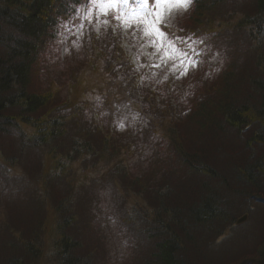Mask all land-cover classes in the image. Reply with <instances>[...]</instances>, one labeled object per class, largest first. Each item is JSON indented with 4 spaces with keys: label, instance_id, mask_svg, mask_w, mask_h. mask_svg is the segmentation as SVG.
<instances>
[{
    "label": "trees",
    "instance_id": "trees-1",
    "mask_svg": "<svg viewBox=\"0 0 264 264\" xmlns=\"http://www.w3.org/2000/svg\"><path fill=\"white\" fill-rule=\"evenodd\" d=\"M56 1L0 0V197L4 210L15 214L0 264H113L106 262L105 242L103 247L88 242L89 251L79 252L80 243L72 238L78 216L84 235L94 225L86 213L92 205L82 203L80 210L74 202L95 183L74 180L80 186L75 189L74 170L76 163L89 167L99 151L98 163L109 160V151L131 147L142 148L144 160L132 154L135 160L124 161L117 179L111 174L104 183L111 184L112 194L121 186L143 200L142 208L128 212L125 227L145 248L138 261L122 258L118 264H264V0H193L184 21L162 27L184 51L200 56L206 47L211 58L201 71L205 77L189 82L194 97L187 119L171 122L189 124L180 134L160 120L165 110L147 96L148 90L157 99L159 88L148 89L135 76L129 81L127 70L152 65L145 52L135 60L133 36L103 41L115 46L112 58L98 47L96 55L102 56L101 64L107 62L104 69H110L113 84L104 80L89 92L99 94L95 101L79 100L77 83L83 94L88 92L80 75L70 78L65 97L58 90L62 84L32 90L42 37L50 28L51 42L63 41V31L77 22L84 6L83 0H67L65 10L54 16ZM129 3L132 8L133 0ZM40 20L44 29L35 34L33 22ZM86 57L83 67L91 71L93 60ZM87 100L97 106L86 110ZM117 106L124 107L118 116L128 108L139 116L127 144L118 125L101 118ZM96 133L110 145L98 147ZM214 136L218 143L213 145ZM87 179L85 173L82 181ZM245 213L249 223L236 227ZM124 229L112 237L122 239L127 255L134 244Z\"/></svg>",
    "mask_w": 264,
    "mask_h": 264
},
{
    "label": "rangeland",
    "instance_id": "rangeland-1",
    "mask_svg": "<svg viewBox=\"0 0 264 264\" xmlns=\"http://www.w3.org/2000/svg\"><path fill=\"white\" fill-rule=\"evenodd\" d=\"M65 1L67 0L56 1L57 5L53 13L54 16L61 14L65 10ZM142 5L137 10L130 11L127 8V4L123 3H119L117 8L107 10L102 9L97 4L92 3L90 8L91 14L88 15V25L84 26L79 24L81 26L78 32L79 38L75 34V25L72 22H68L71 25V28H65L63 31V41L58 39L59 41L57 40L56 42H51L49 37V28L47 30L46 36H41L42 41L40 43V48H38L35 52L36 55L38 53L36 57L37 61L35 60L33 63L34 65L37 63L36 70H34V67L31 66V70H34L30 78L32 80L30 86L32 90L39 93L46 90V87L49 90L50 87L53 88L54 86H61L62 84L63 86H61L58 90H60L61 97H65V95L69 93L67 88L71 82L70 78L73 76L78 77L80 75L79 78H82L83 80L85 78V80H87V82L81 86L86 85L85 87H87L88 90L87 93L83 94V90H85L84 87L80 90L77 83L76 88L79 91L77 94L79 100L81 101L82 99L86 100V98L89 97V92H95L96 89H98L97 87H99L104 80H106L104 83L110 81L113 84L110 75L107 74L110 69H104L107 65V62L101 64L99 57L102 56L99 54L96 55V52L100 53L99 48L102 50L106 49V56L112 58V50L115 48V46H108V43L112 42V35L107 34L108 25L112 23L121 29V33L130 31L133 35L132 43L136 44L139 49H142L143 52L148 51L149 55L147 54V59L152 65H146L147 69L151 71L145 80L146 87L149 89L150 84L154 85L156 89L159 88V95L156 97L157 99H154L155 96L152 98L150 91L147 90L146 93L151 100H155L156 103L158 102V107H161L165 110V114L160 115V120L164 121L165 124L170 122L169 129H174V132L176 130L177 134H180V131H186V126H189L187 122L183 121L182 124L176 126L175 123L171 122H178L179 120L177 118L180 119V117L184 120L187 119V113H189L191 110L190 103L192 97H194L193 93L191 92L192 88L194 89V85L189 84V82L198 79L199 76L205 77L203 74H201V71L202 68L208 66L209 59L211 58L207 60L205 56L207 51L206 47H204L203 51L205 57L201 55V59L198 61H195V59L193 60L195 54L194 56L192 55L191 57H188L189 52H184L183 49L177 45L175 40L170 39L169 36L166 35L162 30V27L174 25L175 22L178 21L177 19L184 21L183 19H185L187 15H190L191 5L188 7L180 6L171 9H164L162 12H154L153 5ZM101 14L103 15L102 17ZM155 15H160L161 19L153 23V18ZM117 16L120 17L119 20L116 19ZM43 21L40 20L33 22L34 30L37 29L35 34L38 33V30H40L39 33L43 31L45 24ZM94 33H98L100 36L95 38ZM38 34L36 35V38H38ZM47 39H50V46H46ZM103 41L110 42H108L106 44L107 46H105ZM61 43L65 46L63 50L59 47ZM61 52L64 56L61 55ZM182 53H187V56H182ZM86 56H89V59L92 58L93 60L89 64L91 71L87 70V66L86 68L83 67L84 60L87 58ZM95 66L98 68L97 70ZM93 67L95 70H93ZM203 79L204 78H200L198 83ZM223 83L224 82L221 81V83L216 84V89ZM213 99H216V97ZM93 105L97 106L96 104ZM152 106L157 107L156 104H153ZM85 107L86 110L92 109V106L88 100L86 101ZM123 109L124 107L117 106L115 111L106 110L105 116L101 114V118L102 120H108L105 123L106 125L110 124L109 121H113L115 124H117V129L120 132H123V136H125V139L122 141L126 143L129 139L127 134L129 133V135H131V130H135L136 121L139 116L137 114L132 116V113L135 111V109L132 108H130L132 112L128 108L118 116L117 114H119ZM98 110L103 112L105 109H102L101 106H99ZM113 119H115V121ZM189 123L193 124L194 121L191 120ZM106 127L107 126H102L103 131H105ZM169 129H166L167 134V130ZM159 130L160 129L158 128L157 132H159ZM95 136L97 137L96 140L98 139V147L103 148V146L108 144V142H105L104 140L106 136L102 135L101 133L100 136L97 133ZM158 137H160V135H158ZM228 138L229 137L227 136V139ZM213 142V145L218 143V140L215 136ZM108 145H110V143ZM118 151L119 152H107L109 160L98 163L101 156L100 154H102L99 151V154L95 156L93 161L88 163L89 167L86 166L84 168L82 164L76 163L77 165L74 170L75 176L72 184L75 189L79 190L80 186H77L75 182L82 184L86 182L88 186L92 181L95 183L94 188L86 189L84 196H79V201L76 200L77 191L75 192V197L73 198L75 201H77L74 202V204L76 203V207L79 209L81 208L82 203H84L83 206L85 205L88 207V205L91 204L93 207L90 209L91 213L90 211L88 212L87 208L85 209L87 210L86 213L90 214L91 222H94V225L91 227L92 230H89L88 232L85 231V235L83 230L80 229L82 225V221H80L81 218H79V216L77 217L78 226L76 231L74 229L72 238L73 240H76L80 243L78 249L79 252L85 251V249L89 251L88 248H90V246L88 247V242H91L92 244L93 241L94 243L99 241L102 247L103 242H105L103 252L106 256V262L109 261L113 264L120 263L122 258L126 261L127 259H131V263L138 261L139 257L142 256L143 248H145L142 246L144 241H142V243L139 241V235H137L131 228L125 227L128 212L139 207V204L142 205L143 200L139 198L133 191L129 193L123 192L121 186L118 187L115 194H112L110 191L111 184H109V182L104 183L111 174L115 179H117L119 176L118 172H121L123 169H125L122 167V164H125V167L127 166V163L124 161H129V163H131L130 159L135 160L136 158V160L139 159V161L142 162L144 160L145 151H143L140 147L138 149L131 147L127 151L119 148ZM132 154L135 156V158ZM112 155H114V157H112ZM149 156H151V153ZM111 158L113 159L112 161H110ZM95 159H97L96 163ZM85 173L88 175V179L86 181H82V177L85 175ZM92 197L96 198L94 200L96 205L91 201ZM142 207L143 205L141 208ZM4 208L5 203L0 197V224L4 223V225L0 228V252L7 248V241L4 242V240L10 237L8 225L11 224L12 221L9 219L12 218V220H15V214L13 212L10 214L7 213ZM36 214L38 213L33 211V215L36 216ZM91 215H96V217H91ZM17 221L21 220L18 219ZM247 223H249V215L246 221L238 225L244 226ZM122 227L125 228L123 230V234L126 233L127 236L132 237L131 241L134 244L130 250H126L128 253L127 255L123 251V248H121L123 245L122 239L112 237L117 232H120ZM130 242L128 240L129 244ZM148 243L149 242H146V245ZM80 247L82 248L80 249ZM149 247L151 246L149 245Z\"/></svg>",
    "mask_w": 264,
    "mask_h": 264
},
{
    "label": "snow or ice",
    "instance_id": "snow-or-ice-1",
    "mask_svg": "<svg viewBox=\"0 0 264 264\" xmlns=\"http://www.w3.org/2000/svg\"><path fill=\"white\" fill-rule=\"evenodd\" d=\"M90 3L97 4L102 9H112L117 8L119 3L128 4L129 0H90ZM193 3V0H154L153 11L162 12L164 9H171L174 7H188ZM149 4V0H143V5ZM142 5V6H143ZM116 19H120L119 16ZM160 15H155L153 18V23L160 20ZM182 56L186 57L187 53H182Z\"/></svg>",
    "mask_w": 264,
    "mask_h": 264
},
{
    "label": "water",
    "instance_id": "water-1",
    "mask_svg": "<svg viewBox=\"0 0 264 264\" xmlns=\"http://www.w3.org/2000/svg\"><path fill=\"white\" fill-rule=\"evenodd\" d=\"M248 215L247 214H244L242 215L241 217H239L237 220H236V224H240V223H243L244 221H246Z\"/></svg>",
    "mask_w": 264,
    "mask_h": 264
}]
</instances>
